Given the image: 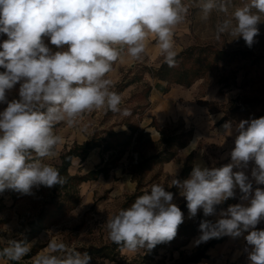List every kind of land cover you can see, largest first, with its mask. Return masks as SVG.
<instances>
[{
	"label": "clouds",
	"instance_id": "9594fccd",
	"mask_svg": "<svg viewBox=\"0 0 264 264\" xmlns=\"http://www.w3.org/2000/svg\"><path fill=\"white\" fill-rule=\"evenodd\" d=\"M192 7L204 21L214 12L224 14L215 26L217 39L228 34L249 47L264 23V0H0V35L7 37L0 42V105H6L0 110V192L30 195L40 186L63 185L59 169L45 162L63 142L55 127L77 126L85 114L101 109L129 115L108 78L114 63L140 60L154 38L164 62L174 66L175 30ZM17 85L18 98L9 99ZM235 133L230 163L196 164L188 178L172 185L185 198L189 219L199 210L205 217L216 215L217 206L239 189L247 204L229 205L215 222L202 220L194 243L243 237L249 264H264V229L257 228L264 221V187H259L264 185V117L241 120ZM173 199L172 192L153 184L150 193L107 219L109 238L129 252L172 241L184 223ZM29 251L25 240L11 239L0 248V258L20 261ZM90 262L87 252L55 240L33 258V264Z\"/></svg>",
	"mask_w": 264,
	"mask_h": 264
},
{
	"label": "rangeland",
	"instance_id": "374dc122",
	"mask_svg": "<svg viewBox=\"0 0 264 264\" xmlns=\"http://www.w3.org/2000/svg\"><path fill=\"white\" fill-rule=\"evenodd\" d=\"M185 2L189 3L190 0ZM240 2L241 0H235L237 4ZM223 18L224 14L214 12L207 21H204L198 15L197 9L192 7L186 21L175 30L174 40L175 44L182 45V51L193 46L226 51H247V56L240 55L232 62L213 60L212 68L207 70L202 78L193 80V86L198 85L195 89L197 100L206 104L210 111L223 110L230 122L236 125L241 120L264 117V23L258 25L259 35L249 47L243 38L235 39L228 34H222L217 39L215 26ZM6 38L5 35H0V42ZM162 60L163 57L151 59L144 53L140 60L131 59L121 66H118V62L114 63L113 70L118 68L119 72L113 78L110 74L108 76L114 83L113 91L120 94L128 84L138 82L131 96H121L120 107L122 110L127 109L130 114L124 116L119 112L101 109L85 114L77 126L68 127L63 122L58 124L55 132L62 137L63 142L56 148L57 155L45 162L57 167L61 164V155L78 141L93 140L102 145L110 137L108 134L114 131V127L125 124L138 125L147 107L150 81L148 77H153L150 69H159ZM187 62L186 67H192L195 59ZM200 97L203 99H199ZM12 98H18V85L9 93V99ZM5 106L0 105V110ZM85 125H87L86 129ZM175 125L179 123L167 126L166 129L171 130ZM187 138L183 136L182 139ZM204 145L212 151L215 167L226 164L216 161L217 158L221 159V156H218L222 148L219 143L205 140ZM217 145L220 148L214 147ZM154 150L156 149L146 146L142 151L148 155ZM101 153L105 158L111 155V152H106L103 148ZM137 157H141L140 152ZM123 161L129 163L127 157H124ZM69 172L72 175L75 173L82 175L83 171L78 162H75ZM123 179L116 178L115 181L102 179L81 185L75 182L71 183L69 192L65 193L67 190H62L60 194L55 195L53 187L45 186L34 188L30 195L10 189L0 192V248L7 246L8 240L17 239L25 240L30 249L20 261L0 258L1 263L33 264V258L42 254L48 243L53 240L62 241L68 247L82 253L87 252L91 257L90 264H181L192 256L184 250L181 257L175 260L174 250L178 242L170 241L158 244L151 250L129 252L123 246L111 241L106 221L119 210L124 209L125 201L135 192L136 187L125 177ZM143 182L146 183V192L150 193L153 184H159L169 191L168 179L164 177L159 164L151 168L150 173L143 177ZM74 193L81 196L78 202L73 198ZM184 201L185 198L177 189L173 203L179 206ZM127 204V207L131 206L130 203ZM246 247H248L247 243H243L241 249L235 250V253L228 252L230 257L223 259L219 264H249L247 252L244 251ZM31 253L35 254L29 256Z\"/></svg>",
	"mask_w": 264,
	"mask_h": 264
},
{
	"label": "crops",
	"instance_id": "0c3cea01",
	"mask_svg": "<svg viewBox=\"0 0 264 264\" xmlns=\"http://www.w3.org/2000/svg\"><path fill=\"white\" fill-rule=\"evenodd\" d=\"M174 48L177 55L183 52L182 45L175 44V40ZM145 54L151 59H160L162 57L154 38L149 39ZM130 60V58L125 57L122 61H117L118 66L130 62ZM163 63L164 60L161 61V65ZM130 64H132V61ZM117 70L118 68L109 73L112 75V78L119 72ZM157 70L150 69V73L153 77H148L150 81L147 94V107L142 113V120L139 121L138 125H120L117 126V128L114 127V131H112V133L131 134L132 129L138 128V132L134 134L135 138L138 133H142L144 138L137 141L134 138L132 144L128 148H124L121 145H118L116 140L109 137L102 145L97 143L98 146L89 152L84 161H82L80 157H74L72 159V164L78 162L79 167L82 168L83 172H80L82 175H76V173L72 175V173L69 172L72 165L68 169L71 176L79 177H87L93 171L100 169L104 170V172H101L96 177L91 176L82 182H78V185L102 179L105 181L111 179L115 181L116 178L124 180V177L125 179H128L129 183L136 187L135 192L128 196L123 208L128 206L127 203L132 204L135 201L136 198H131L138 192L139 184H141L142 187L141 193L144 194L146 192V183L144 184L143 177L146 176L147 173H150L151 168L155 165H161L164 177L168 179V190L173 193L175 198V193L178 188L172 185L174 179L183 181L188 178L193 166L196 164L215 167V158L211 153L212 151H210V148L204 145L205 140L219 143L222 148H220L219 145L214 147L220 148L218 156H221V159L217 158L216 161L219 160L220 162H226V164L231 162L230 152L235 146V125L230 122L223 110L210 111L206 104H202L197 100L195 89L198 85L193 86V82L191 85L187 86L175 83L171 80L156 77L154 72ZM137 85L138 82L128 84L124 90L120 92V95L131 96ZM199 99H203V97H200ZM224 117H226V119H223ZM176 123H179V125H175L171 130L166 129L167 126ZM227 123L232 125L231 129L225 128V124ZM108 136L110 135L108 134ZM183 136L188 138L183 140ZM90 141H78L76 145H83ZM110 143H112L111 147L108 146ZM183 144L185 145L183 146ZM146 146H150L156 150L147 155L142 151ZM74 147L75 145L70 149ZM101 148L106 152H111V155L108 158H105L101 153ZM139 152L141 153V157H137ZM153 155H159V157L145 164V159H148ZM124 157L129 159V163L123 161ZM186 165L190 167V170L187 176L182 180L181 176ZM252 166L253 164L250 163L249 168L246 170V174L250 175ZM235 170L236 169H234V171ZM255 187H257V185L254 184V188ZM259 187H264V185ZM240 195L241 193L239 192V189H237L234 202L224 206L218 205V208L216 209L217 214L208 217H205L203 211L199 210L196 217L189 219L188 208L187 206L183 207L186 200L180 204L178 207L184 214V223L181 225L196 224L198 225V228L196 235H176L171 241L179 243L174 250L175 260L181 257L184 250H186L187 254H192V256H194L198 251L204 250L207 245L211 244V246L206 249V257L200 259L198 262H189L188 264H219L223 259L230 257L228 252L235 253V250L241 249L242 244L246 243V240L243 237L234 239L230 236H222L220 238H212L199 245L194 243V241L201 235L199 224L202 220L207 219L215 222L219 218V212L221 210H226L229 205L237 203L247 204V201L240 200ZM77 196L80 200L81 196L79 194ZM230 199L233 198H229L228 200ZM257 228L264 229V221H261V223L257 225ZM246 234L247 233H245V235ZM182 242L184 244H182ZM192 256L186 258L181 264ZM1 260L2 259H0V264H2ZM4 262L6 261L4 260Z\"/></svg>",
	"mask_w": 264,
	"mask_h": 264
},
{
	"label": "trees",
	"instance_id": "16d2710c",
	"mask_svg": "<svg viewBox=\"0 0 264 264\" xmlns=\"http://www.w3.org/2000/svg\"><path fill=\"white\" fill-rule=\"evenodd\" d=\"M205 54V57H204ZM247 51H242V50H234V51H226V50H216L210 47H200V46H193L187 48L185 51H183L181 54L176 56V63L174 66L169 67L168 64L165 62L161 65V67L154 72V75L156 77L165 79V80H171L175 83H179L182 85H191L194 81V79H200L204 76L207 70L212 68V63L213 60L219 61V60H224L227 62H232L235 59H237L240 55H246L247 56ZM195 59L194 65L192 67H186L187 61ZM178 65V66H177ZM236 80V79H235ZM223 88V87H222ZM221 88V89H222ZM223 119H226L224 117ZM138 132V128L132 129L131 134L127 133H110V137L113 140H116V143L118 145H121L124 148H128L135 136L134 134ZM144 135L142 133H138L137 137L135 138L136 141L144 138ZM185 144H183L184 146ZM98 145L95 143L93 140L85 143L83 145H75L74 148L70 149L66 153H64L61 156V164L56 167L59 169L62 177L64 178V183L63 185H55L53 186V193L55 194H60L62 190H67L65 193L69 192V188H71V183L75 182H82L83 180H86L88 177L90 178L91 176H98L101 172H104V170L100 169L97 171H93L90 173L89 176H84V177H79V176H71L68 172L69 167L72 165V159L74 157H80L82 161H84L89 154L91 150L96 148ZM109 147L112 146V143L108 144ZM159 157V155H153L149 157L148 159H145V164L148 163L149 161L156 159ZM190 170V167L186 165V167L183 170L181 179L183 180L188 172ZM141 184L138 185V192L132 196L131 199H135L138 196H140L141 193ZM76 198V201H79V197L77 196L76 193H74V197ZM235 199H230L225 201L222 205L224 206L226 204L234 202ZM75 206V205H74ZM187 206V202L183 205V207ZM182 207V208H183ZM218 208V206H217ZM198 225H180L177 231V235L182 236V235H188V236H193L197 234V227ZM182 244H184L182 242ZM211 244L207 245L204 250L198 251L194 256H192L190 259L185 261L183 264H188L189 262H198L200 259L206 257V249L209 248ZM35 253H31L29 256H33Z\"/></svg>",
	"mask_w": 264,
	"mask_h": 264
}]
</instances>
